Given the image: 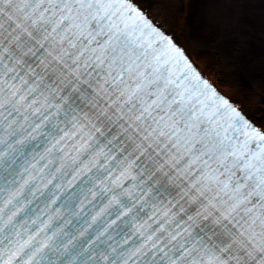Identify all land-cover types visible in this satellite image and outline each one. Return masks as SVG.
I'll return each mask as SVG.
<instances>
[{"label":"snow or ice","instance_id":"obj_1","mask_svg":"<svg viewBox=\"0 0 264 264\" xmlns=\"http://www.w3.org/2000/svg\"><path fill=\"white\" fill-rule=\"evenodd\" d=\"M158 2L0 0V264H264V123Z\"/></svg>","mask_w":264,"mask_h":264},{"label":"rangeland","instance_id":"obj_2","mask_svg":"<svg viewBox=\"0 0 264 264\" xmlns=\"http://www.w3.org/2000/svg\"><path fill=\"white\" fill-rule=\"evenodd\" d=\"M199 1L202 0L188 2L189 26L185 31L192 53L202 58L206 70L221 85L242 94L250 109L255 111L258 106H264V0H235L233 8H227L222 3L214 5L216 1L206 0L207 3L213 2L210 14L202 12ZM230 9H234V17L239 21L234 31L240 33L232 43L221 39L227 31L225 26ZM202 18H205L204 23ZM198 24L199 28L196 27ZM201 29L211 38L205 40V35L198 32ZM217 46H222L227 52L223 68L216 65ZM233 65L239 70L234 69Z\"/></svg>","mask_w":264,"mask_h":264},{"label":"bare ground","instance_id":"obj_3","mask_svg":"<svg viewBox=\"0 0 264 264\" xmlns=\"http://www.w3.org/2000/svg\"><path fill=\"white\" fill-rule=\"evenodd\" d=\"M211 1H216V3H214V5L215 4H218V2H217V0H211ZM189 0H167V7L169 8V9H171V8H175V9H177L178 11H179V13L181 14V15H183L185 12H187L188 13V9H187V6L189 5ZM200 3H199V5H201V7H202V12H205V13H209L210 14V7L211 6H213V2H210V3H207V1L206 0H202V1H199ZM232 2V4L233 5H235L234 4V2H235V0H232L231 1ZM140 3L143 5H145V7H149L150 5H148L147 3H148V1H145V0H140ZM156 4V7L153 9V11L155 12V13H159L160 12V10H161V4L158 2V0H155V1H153L152 2V4ZM151 4V5H152ZM143 5V6H144ZM204 8V9H203ZM235 13H234V9H230L229 10V19L226 21V30L227 31H231V32H235L236 31V24L233 26V24H232V21H231V19L230 18H232V17H234L235 15H234ZM168 17H169V19H168V21H167V23H171V19H172V13H171V11L168 13ZM235 18V17H234ZM202 20H203V23H204V21H205V18L203 19L202 18ZM210 20H208V22H209ZM202 22V21H201ZM201 22H199V23H201ZM206 24V23H205ZM200 24H198L196 27L197 28H199L200 26H199ZM235 30V31H234ZM201 35L202 34H206V33H204V31H203V29H201V32H203V33H201L200 31H198ZM186 31L182 34L181 33V30H180V28L179 27H177V29H176V35H177V38L178 39H180V41H181V43L187 48L188 47V44H187V39H186ZM200 34H198L197 36H199ZM235 39V38H234ZM232 40L233 39H228L227 41H228V43H232ZM188 49V48H187ZM190 55L192 56V58H194V61L197 63V65L206 73V74H208L209 75V72L206 70V68H205V66H204V64H203V62H202V58H197V57H195L194 55H192L191 53H190ZM213 70H215V66H213V68H212ZM212 78V77H211ZM213 78L215 79V77L213 76ZM213 80V79H212ZM216 80V79H215ZM233 94H234V97H235V99H237V100H239L241 103H245V100L243 99V95L242 94H240L238 91H233L232 92ZM236 94H240L239 96H237ZM258 108L260 109V110H256L257 112H255L254 111V116H253V114H251V113H249L248 115L249 116H251V117H253L254 118V120L259 124V123H264V107H263V105L260 107V106H258ZM256 118H258V119H256Z\"/></svg>","mask_w":264,"mask_h":264}]
</instances>
